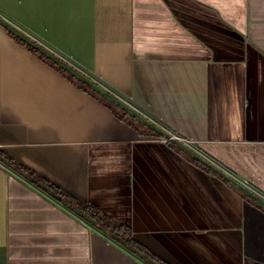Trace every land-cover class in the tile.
<instances>
[{
  "label": "crops",
  "instance_id": "crops-1",
  "mask_svg": "<svg viewBox=\"0 0 264 264\" xmlns=\"http://www.w3.org/2000/svg\"><path fill=\"white\" fill-rule=\"evenodd\" d=\"M0 18L192 142L121 119L0 21V154L111 232L0 160V264H264V203L229 180L264 202V0H0Z\"/></svg>",
  "mask_w": 264,
  "mask_h": 264
},
{
  "label": "trees",
  "instance_id": "trees-1",
  "mask_svg": "<svg viewBox=\"0 0 264 264\" xmlns=\"http://www.w3.org/2000/svg\"><path fill=\"white\" fill-rule=\"evenodd\" d=\"M2 22V21H1ZM3 23V22H2ZM4 24V23H3ZM5 25V24H4ZM6 26V25H5ZM7 27V26H6ZM9 29V31L16 36L18 39H20L22 42L26 43L29 48L36 53L37 55H39L42 59H44L47 63L53 65L54 67L58 68L61 72H63L66 76H68L70 79L76 81L79 85H81L83 88H85L87 91L95 94L96 96H98L100 99H102L103 101H106L115 111V113L123 120H126L128 122H131L130 118H134V119H141L142 121H144L150 128L155 129V131L158 133L159 136H163L164 133L158 129L157 127H155L154 125H152L151 123H149L147 120H145L143 117H141L138 113H136L133 109H131L129 106H127L126 104H120L117 103V98L114 97L112 94L108 93L107 91L103 90L100 86H98L96 83H94L90 78H88L86 75V79H82L79 78L75 73H73L71 70H69L68 68H66L65 66H63L62 64H60L58 61H56L55 59L51 58L42 48L39 43H37L36 41L32 40L31 38H25L22 37L21 35L15 33L13 30H11L9 27H7ZM165 136V135H164ZM171 143L176 146V147H181L183 145L179 144V143H175L174 141H171ZM188 152L190 154H192L193 156L197 157L196 154H194L193 152L189 151ZM0 156L2 157V155L0 154ZM3 158V157H2ZM5 159V158H4ZM7 160V159H6ZM8 161V160H7ZM8 163L10 165H12V167H14L15 169H20L22 170V172L24 173V175L30 179L31 181H33L34 183H36L39 187H41L43 190L46 191V187L48 189H51L53 191V194L51 195L52 197H54L55 199L61 201L62 198L66 199L68 202H70L73 206L74 209H77L80 211L81 214L84 215H88L90 217H92L95 221L99 222L101 224V226L105 227L107 226L106 222H105V218L101 216V214L95 210L94 208L90 207V206H86L83 205L75 200H73L72 198L66 196L63 192H61L59 189H56L50 185H47L46 183H44L43 181L39 180L38 178H36V176L30 172H28L27 170H24L22 168H19L17 165H15L12 161H8ZM224 177H227L226 175H223ZM228 178V177H227ZM229 179V178H228ZM233 184H235L237 187H240L246 194L251 195L253 197H255L258 201H261L262 203H264L262 200H260L259 198H257L256 196H254L250 191L246 190L245 188H242L239 184L235 183L234 181H232L231 179H229ZM47 192V191H46Z\"/></svg>",
  "mask_w": 264,
  "mask_h": 264
},
{
  "label": "water",
  "instance_id": "water-1",
  "mask_svg": "<svg viewBox=\"0 0 264 264\" xmlns=\"http://www.w3.org/2000/svg\"><path fill=\"white\" fill-rule=\"evenodd\" d=\"M0 21H2L7 27H9L11 30H13L15 33L21 35L22 37L28 38L26 36V34H24L23 32H21L19 29H17L16 27H14L13 25H11L10 23L6 22L5 20H3L2 18H0ZM41 48L53 59H55L56 61H58L60 64H62L63 66H65L66 68H68L69 70H71L73 73H75L79 78L82 79H86L85 75L80 72L79 70H77L76 68H74L72 65H70L68 62H66L64 59H62L61 57L57 56L56 54H54L53 52L49 51L48 49H46L45 47L41 46ZM117 103L120 104H124L123 102H121L119 99L116 100ZM175 143H178L177 141H174ZM200 161L202 163H204L206 166H208L211 170H213L215 173H218L220 175H225L223 173V171L219 170L218 168H216L214 165H212L210 162H208L207 160H204L203 158H199ZM0 160L4 161L5 163L8 164V161L4 158H2L0 156ZM19 173H22V170L18 169L17 170ZM47 193L52 195L53 191L51 189H48L47 187L45 188ZM61 202L68 207L69 209H71L72 211L76 212L77 214L83 216L86 220H88L89 222H91L94 226H96L97 228L101 229L102 231L106 232L107 234H111L110 230H108L107 228L101 226V224L97 221H95L92 217L88 216V215H84L81 214L79 210L74 209L72 204L70 202H68L66 199L62 198ZM154 264H159L157 262H155Z\"/></svg>",
  "mask_w": 264,
  "mask_h": 264
},
{
  "label": "built area",
  "instance_id": "built-area-1",
  "mask_svg": "<svg viewBox=\"0 0 264 264\" xmlns=\"http://www.w3.org/2000/svg\"><path fill=\"white\" fill-rule=\"evenodd\" d=\"M162 141L165 143H170L171 141H177L179 144L186 146V147L192 144V142H190L189 140H186L184 138L182 139L177 135L162 136Z\"/></svg>",
  "mask_w": 264,
  "mask_h": 264
}]
</instances>
